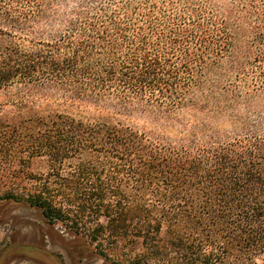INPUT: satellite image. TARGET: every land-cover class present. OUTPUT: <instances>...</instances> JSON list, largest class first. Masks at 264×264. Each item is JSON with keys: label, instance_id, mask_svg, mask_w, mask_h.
Wrapping results in <instances>:
<instances>
[{"label": "trees", "instance_id": "obj_1", "mask_svg": "<svg viewBox=\"0 0 264 264\" xmlns=\"http://www.w3.org/2000/svg\"><path fill=\"white\" fill-rule=\"evenodd\" d=\"M0 95V160L51 169L0 200L105 261L264 264V0H0Z\"/></svg>", "mask_w": 264, "mask_h": 264}, {"label": "rangeland", "instance_id": "obj_2", "mask_svg": "<svg viewBox=\"0 0 264 264\" xmlns=\"http://www.w3.org/2000/svg\"><path fill=\"white\" fill-rule=\"evenodd\" d=\"M3 99L0 95V107ZM49 166L43 157H34L29 164L1 159L0 196L9 190L21 195L34 191L39 184L30 177L46 174ZM68 170L64 165L63 173ZM102 220L91 216L86 220L87 229ZM92 235H78L64 224H49L34 206L0 200V264H127L129 255L123 254L122 245L109 246L110 260L102 259L95 244L89 242Z\"/></svg>", "mask_w": 264, "mask_h": 264}]
</instances>
